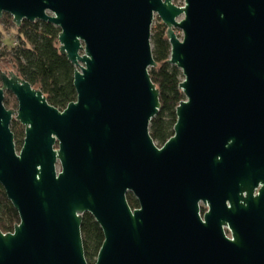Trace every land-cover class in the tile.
<instances>
[{
  "label": "water",
  "instance_id": "water-1",
  "mask_svg": "<svg viewBox=\"0 0 264 264\" xmlns=\"http://www.w3.org/2000/svg\"><path fill=\"white\" fill-rule=\"evenodd\" d=\"M184 3L0 0V17L10 13L17 26L28 19L61 28L77 91L59 109L17 71L0 70V183L20 215L13 231L0 229V264H90L85 213L105 235L94 264L212 260L189 248L198 201L237 184L249 189L263 169L264 0ZM156 15L185 94L161 146L150 130L162 107L150 72ZM7 92L17 109L5 105ZM14 120L25 127L21 148ZM246 251L255 257L254 246Z\"/></svg>",
  "mask_w": 264,
  "mask_h": 264
},
{
  "label": "trees",
  "instance_id": "trees-1",
  "mask_svg": "<svg viewBox=\"0 0 264 264\" xmlns=\"http://www.w3.org/2000/svg\"><path fill=\"white\" fill-rule=\"evenodd\" d=\"M9 19H0V47L4 30L11 29ZM167 26L160 23L152 30V49L158 65L151 67V77L160 90L161 109L150 125L151 136L158 145L164 143L174 135L175 123L178 115L176 109L184 100L185 94L180 88L183 72L176 65L169 63L171 45L167 37ZM61 28L53 23L25 21L16 29L17 44L8 49L0 48V56L8 57L16 66L21 77L43 90L49 102L59 109H64L70 102L77 99L74 85L75 67L66 55L59 50V34ZM10 103L5 99V105ZM10 108L9 106H7ZM12 130L18 148L23 145L25 127L14 120ZM131 206H137V200L128 196ZM20 215L7 196L6 190L0 183V229L3 232L13 231L19 223ZM85 254L88 262L94 264L105 235L99 223L92 214L85 213L82 223Z\"/></svg>",
  "mask_w": 264,
  "mask_h": 264
},
{
  "label": "flooded vegetation",
  "instance_id": "flooded-vegetation-1",
  "mask_svg": "<svg viewBox=\"0 0 264 264\" xmlns=\"http://www.w3.org/2000/svg\"><path fill=\"white\" fill-rule=\"evenodd\" d=\"M2 18L10 19L16 28L25 21L33 22L23 19L17 26L8 12ZM255 174L249 189L241 190L237 184L230 189L223 188L215 196L211 192L206 199L198 201L200 217L198 220L191 216L189 248L196 255L203 253L212 259L205 264H264V164ZM129 195L138 202L131 207L141 208L134 194L128 192L127 199ZM224 239L236 242L235 248L228 247ZM250 246H254L255 257H245Z\"/></svg>",
  "mask_w": 264,
  "mask_h": 264
},
{
  "label": "rangeland",
  "instance_id": "rangeland-1",
  "mask_svg": "<svg viewBox=\"0 0 264 264\" xmlns=\"http://www.w3.org/2000/svg\"><path fill=\"white\" fill-rule=\"evenodd\" d=\"M184 1L185 0H174V2L178 4L179 6L184 5L185 4ZM161 22L163 23L161 17L159 15H156L153 25H152L153 29L156 28V26H158ZM16 29L17 28L13 26L9 30H4L2 37H1V47L0 48L7 47L8 49H10L11 47L17 44L18 40H17V35H16ZM176 32L179 36L182 35V30L176 29ZM0 70L9 72L11 70L16 71L17 68L15 64L8 57L0 56ZM1 84L2 82L0 80V85ZM6 99L10 101V103L7 106L13 109L18 108V101L12 93L7 92Z\"/></svg>",
  "mask_w": 264,
  "mask_h": 264
}]
</instances>
